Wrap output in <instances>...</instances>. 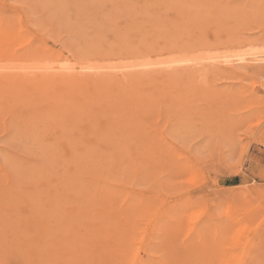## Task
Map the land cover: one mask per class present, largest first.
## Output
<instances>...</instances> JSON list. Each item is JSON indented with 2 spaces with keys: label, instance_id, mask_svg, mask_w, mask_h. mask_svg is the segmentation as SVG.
<instances>
[{
  "label": "rangeland",
  "instance_id": "obj_1",
  "mask_svg": "<svg viewBox=\"0 0 264 264\" xmlns=\"http://www.w3.org/2000/svg\"><path fill=\"white\" fill-rule=\"evenodd\" d=\"M2 20L21 36L0 40V74L22 78V90L30 92L36 79L62 73L66 64H94L100 73L122 77L100 90L118 94L115 105H97L94 113L90 109L93 117L83 113V119L75 113L80 118L74 119L70 109L50 120L49 101L35 103L23 98L20 86L19 95L0 86L3 264H21L14 253L20 244L25 256L33 241L44 246L49 240L53 248L57 223L70 217L65 213L56 222L52 199L69 201L87 181L102 200L109 192L120 207L128 197L138 205L136 228L144 239L153 238L142 257L148 263L165 260L170 235L172 243L200 257L198 264H264V0H0L1 26ZM239 56L244 59L237 61ZM181 57L189 59L177 71L130 67ZM57 81L49 84L51 94L65 85ZM86 85L74 92L92 93ZM118 119L137 121L135 130L142 125L144 146L136 138L129 141V147L136 143L132 150L117 146L119 136L108 134L118 130ZM63 138L82 144L67 146ZM158 145L163 152L155 150Z\"/></svg>",
  "mask_w": 264,
  "mask_h": 264
},
{
  "label": "bare ground",
  "instance_id": "obj_2",
  "mask_svg": "<svg viewBox=\"0 0 264 264\" xmlns=\"http://www.w3.org/2000/svg\"><path fill=\"white\" fill-rule=\"evenodd\" d=\"M1 23H2V26L0 24V40L9 41V39H12L14 36L16 38L19 37L18 35L21 36V34H17V31H16L17 27L15 29L12 28L11 26L8 27V25H7L8 21L2 20ZM22 31H23V29H22ZM19 33H21V32L19 31ZM31 46H33V45L31 44ZM7 47H8V45H7ZM12 47H14V46H12ZM243 57L244 56H239L237 58V61H242L244 59ZM188 59L187 58L184 59V58L181 57V58H177V59L174 58L172 60L170 59L169 61H165L164 60V62L163 61L162 62H156L155 64L154 63H144L143 62V63H138V64H135V65H132L130 63L132 66H130V64H128V65L131 68H135V67L136 68L137 67H142L143 68L144 67L145 70H150V71L152 70V69H150L151 68L150 66L155 65L154 66V68H155L156 66L160 65V66H163V68H168V69L172 68L173 71H175L174 68H176V71H177V70H182V68L184 67L183 64L185 62H187ZM252 60H254V59H252ZM228 61H231L230 63L234 62V60H232V59L231 60L228 59L227 62ZM245 61H247V60H245ZM85 64L80 66V67L79 66L76 67L77 65L75 66V65H70V64L67 65L66 64V65L62 66V68L66 69V70H63L62 73H59V74H53V73L51 74V73H49L48 77H43L42 79H40V81H38V79H36L35 81H37V83H35V84L32 83V84L33 85H37V87L29 85V86L35 88L34 90L32 88L33 92H32L31 89H30V92H29L28 91V89H29L28 87H27L26 90H24V89L23 90L25 92L28 91L29 93L23 92V90H22L23 87L20 86L21 84L20 85L17 84V82L22 79L21 77H20L21 79H19V78L12 77V76L10 77L8 75L10 78H8V76L6 78L5 77L2 78V75H3L2 73H1L2 75L0 74L1 75L0 76V86L9 85V87L7 86L8 87L7 90L9 88H12L14 91L10 90V89L9 90L13 91V94H15V95H19V93H16V92L18 91L17 87L20 86L21 90H22L21 92H23L24 95H25L24 96V95L21 94L20 97L24 96L23 98H25L27 96L28 99L32 100L35 103H37V101H39V102H44V101L46 102V100L49 101V102H46V103L47 104L50 103L51 106L54 107V108L51 107L53 109H52L51 118H49L50 120H54V119H52V117L53 118H55V116L58 117L60 115V113H63L64 111H65L64 114L70 113V109H75L72 112V114H73L72 116H73L74 119L75 118L79 119L80 117L82 118L81 114L84 115L83 113L87 114L88 118H89V115H90V117L91 116L93 117V115L91 114V110L90 109H92V112L94 113L96 111L97 105L98 106H102V107H105L107 104L115 105L113 103L114 102L113 100H115L118 97L117 96L118 94L117 95L113 94L116 97L115 98L109 92H101L100 90L101 89H105L106 90V88L109 87L110 85L113 86L112 84H114V83H112L111 81H110L111 83L108 82V80H111L113 77H115L116 80L118 79V81H121L122 77H119L117 72L115 74H113L114 76H112L111 73H109V72L100 73V72L97 71L98 69H102L99 66L94 65V64H88V63H85ZM49 69H52V68L50 67ZM28 72L29 71H27L26 74H28ZM53 72H55V71L53 70ZM59 72H61V71H59ZM96 75L97 76L101 75V77L95 78L94 76H96ZM57 80H62L65 83V85L62 86V85H60V83H59V85L57 84L58 86L54 87V88H57V89H54L55 90L54 93L51 94L50 93V88H53V87H51L49 84L52 83V82L55 83ZM24 81L26 82V80H24ZM35 81H33V82H35ZM81 81L82 82H86L87 88H92V93L91 92L90 93L87 92L89 94L86 95V94H83L84 91L82 92V94H79L78 92H74V91H76V87L78 86V84L82 83ZM30 83L31 82L29 80L28 84H30ZM53 84H51V85H53ZM22 85H24V83ZM93 86L96 87L95 91L93 90ZM59 87L62 89V92H60V88ZM66 89H67V91L64 92V90H66ZM4 90H6V89L4 88ZM77 90H78V88H77ZM98 90L100 92H97ZM106 91H108V90H106ZM119 93H120V90H119ZM11 94H12V92H11ZM122 95H124V94H122ZM167 96H168V94H167ZM16 98H17V100H19L18 96ZM41 98H42L43 101L41 100ZM148 98L151 99V97H149V96H148ZM148 98H144V99H147L149 101L150 99H148ZM24 101L25 100H23V102ZM26 101H25V103H27ZM58 101H63L64 103L63 102L62 103L61 102L58 103ZM11 102H12V100H11ZM14 102H16V100ZM19 103H22V101L19 102ZM29 104H31V103H29ZM38 104H40V103H38ZM23 105H24V103H23ZM117 106H118V104H117ZM125 106H127V105H125ZM48 108H47V110H48ZM128 108H131L130 105H129ZM47 110H45V112ZM58 110H59V112L55 113ZM66 111H68V112H66ZM38 112H39V110H38ZM35 113L37 115V110H36ZM47 113H49V111H47L46 114ZM74 113L77 114V115L79 114L80 117H77ZM39 114H40V112H39ZM40 115H38V116H40ZM66 116H68V115H66ZM70 116H71V114H70ZM72 116L69 119H73ZM86 117L87 116L85 115V118ZM95 117L96 116L94 115V118ZM44 118H45V115H44ZM64 118L67 119V117H65V116H64ZM131 118L133 119V117H131ZM32 119H34V118H32ZM65 119H62V120L64 121ZM125 119H124V121H125ZM130 119H128L127 123H124V124H123V122L121 120L119 121V119H118L116 121V123L120 125L118 130H113L112 132H109V134H108V135L113 136V137L115 135L119 136V138L117 140V143H116L118 147H120V146L129 147L128 146L129 145V141L130 140H134L135 138L138 139L137 143L140 144V145H143V146L145 144V139L147 141L146 134L144 133L143 130L141 131L142 125H140V123H139L140 130H137V129L135 130L133 128L134 127L133 124L135 125V123L137 121L135 122V120L133 121V120H130ZM87 120H89V119H87ZM91 120H92V118H91ZM122 120H123V118H122ZM94 121H97V120L91 121V123H89V126L92 125V122L95 123ZM121 122H122V125H121ZM65 123H67V121ZM62 124H64V122H62ZM139 125H137V127ZM100 129L102 131L106 130L104 128V126L101 127ZM65 136H68V135H64L63 137H65ZM73 137H74V140H75V136H73ZM73 137H72V135H71V137H70V135L68 136L69 139L73 138ZM94 138H96V137H94ZM64 139L65 138H63L62 140H64ZM65 140H66L67 144L69 143L67 146H69V145H73L74 146L75 143H77V144L79 143V145H80V143L82 142L79 139V140H77L78 142L75 141V143L73 144L74 141L72 142V140L71 141L69 140L70 142H72V143H70L67 138ZM92 140H95V139H92ZM97 140H99V138ZM111 142L113 143L114 141L111 140ZM58 144H57V146H58ZM96 144L94 143L93 145H95V147H97ZM135 144H133V146H135ZM111 145H113V144H111ZM114 145H115V143H114ZM133 146L129 147L127 149V151L129 149L132 150ZM86 147H89V145L88 146L86 145ZM86 147H84V149H85V151L87 153L86 149L89 150V148H86ZM90 147L92 148V146H90ZM95 147L93 148L94 151H92V152H95L96 150L98 152L99 149H96ZM118 147H117L116 151L118 150ZM159 147H162V146L158 145L157 146L158 149L156 148L155 150L161 151V148L159 149ZM70 148H71V146H70ZM154 148H155V146L152 147L151 150L152 149L154 150ZM73 149H74V147H73ZM80 150L78 152H80V153L84 152V151L82 152L83 149H80ZM153 150H152V152H155ZM70 151H71L70 153H72V149ZM89 151H91V150H89ZM149 151H146V153H149ZM159 151H157V152H159ZM165 151H167V150H165ZM73 152L76 153V151H73ZM99 152H101V151H99ZM103 152H106V151H103ZM161 152H163V149H162ZM107 153H108V151H107ZM116 153H118V152H116ZM73 154L74 153H72V155ZM155 154H156V152L154 154H150V155H155ZM159 154H161V153H159ZM159 154H157V156ZM69 155H71V154H69ZM77 155H80V154H77ZM74 156H76V155H74ZM107 156H110V155H107ZM76 168H78V167L76 166ZM152 168H153V166H152ZM76 174H78V173H76ZM73 175L75 177L74 173H73ZM68 177L69 178L72 177V173H71L70 176L68 175ZM69 180H71V179H68V181ZM72 180L74 181V179H72ZM87 180H89V179H87ZM0 185H1V183H0ZM84 185L85 186L82 187V189L80 188V190H78V191H80L78 195H71L69 197V201H68V199L67 200L61 199V200H58V202H61V203H58L56 201H55V203H53L54 199H52L51 205H52L53 208H52V210H50V212L52 211L51 212V216H55L56 217L55 221L56 220L59 221L60 220L59 218L62 219L63 218L62 216H66V215H64L65 213L66 214L68 213L67 217H70V218H69V220H68V218L67 219L63 218L62 222L59 221V223L61 222L60 224L57 223L58 225H56V227H57L56 229H57V231L59 233L57 232V235L55 236L56 237V241L52 240V242L55 243V245H53V248H52L51 245L49 246V242L50 241L48 239H47L48 241L45 240L46 243L43 242L45 244L44 246L40 245L39 241H38V243H35L37 241H33L34 243L31 244L32 245L31 249L28 250V252L30 253L31 256L29 255V257H26L29 253H27L26 256H25V253L27 252V250L24 251L25 248H23L24 247V246H22L23 244H20L19 246L15 247L14 253H16L17 256L20 257L19 259H21V260H19V261H21V264H37V263H42L44 261H45L44 264H198V259H200V257L197 258V256H195L193 254H191L192 255L191 256L186 251H184L185 249L183 247H180L177 244V242L172 243L170 241V237H169L170 235L168 236V238H167V236H165V240H164V245L168 249V251L165 254V256H166L165 260L157 262V263H154V262L153 263L152 262L148 263V262H146L147 260H145V258H143L145 260V262H144L142 257L144 256V254L147 255V253H144V250L146 249L147 243L150 242L153 238L151 237V239H149V240L147 238L144 239L143 236H142L143 233L141 232L142 234H140V232H138V228H136V227H138V225L136 226V224L134 223V221H133L134 218L133 217L135 216V212H136V210L134 208L136 206L138 207V205H136L134 202H132L131 199L128 197L127 203L121 205V207H120V206L117 205V203H119V202H117V203L115 202L116 201L115 199L117 197L115 198L112 193H109V192L106 191L107 192L106 195H105L106 198L104 200H102L101 198H99L97 196L98 188L92 182L87 181V183H85ZM6 190H7V188H6ZM92 190L94 191V194H92V192H91ZM32 193H33V191H32ZM39 193H40V191H39ZM35 194H36V192H35ZM123 196H124V194H123ZM33 197L35 198V196H33ZM51 198H53V196ZM37 202L39 204L40 201L37 199ZM65 203H68V204L72 205V206H70L71 208L69 207L70 209H67V206L65 205ZM143 203H145V202H143ZM39 205H41V204H39ZM99 206H101V207L102 206L103 207L106 206V207H108V209L107 210H103V209L99 208ZM37 207H38V205H37ZM137 209H140V208L138 207ZM41 210H40V212H42ZM66 210H69L70 212H66ZM44 211H45V213H44ZM44 211H43V214H45V217H46L48 212L46 210H44ZM48 216L50 217V215H48ZM48 216H47V218H49ZM6 219H7V217H6ZM68 223H70V224H68ZM39 228L41 229V227H39ZM48 232H49V229H48ZM44 233H46L45 235L47 236V232L43 231L42 235ZM43 238H45V236ZM34 239L31 238V241L34 240ZM150 244H148V245H150ZM31 245L29 244V246H31ZM181 245L183 246V243ZM8 246H9V249H11L10 248L11 246L10 245H8ZM7 250H5V251L7 252ZM146 255H145V257H146ZM24 256H25V259L29 258V260L27 261V259H26V261L25 260L23 261ZM212 259H214V258H212ZM0 264H3V262L1 260H0Z\"/></svg>",
  "mask_w": 264,
  "mask_h": 264
}]
</instances>
